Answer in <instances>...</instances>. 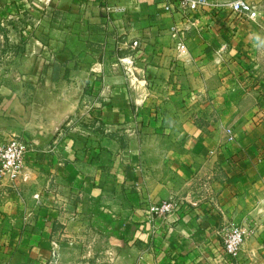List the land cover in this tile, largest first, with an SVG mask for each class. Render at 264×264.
<instances>
[{
	"label": "crops",
	"instance_id": "1",
	"mask_svg": "<svg viewBox=\"0 0 264 264\" xmlns=\"http://www.w3.org/2000/svg\"><path fill=\"white\" fill-rule=\"evenodd\" d=\"M204 1L0 0V264H264V0Z\"/></svg>",
	"mask_w": 264,
	"mask_h": 264
},
{
	"label": "built area",
	"instance_id": "2",
	"mask_svg": "<svg viewBox=\"0 0 264 264\" xmlns=\"http://www.w3.org/2000/svg\"><path fill=\"white\" fill-rule=\"evenodd\" d=\"M50 2L52 0H39ZM169 6L178 5L185 11L193 12L203 7L204 0H162ZM232 12L244 18H253L256 16L255 7L249 0H236L231 4ZM137 42H134L133 48H138ZM178 51L181 56L186 55L187 49L183 42L178 44ZM132 62V59L129 60ZM227 141L234 142L235 137L231 129L226 130ZM29 146L22 140L12 138L0 146V177H8L12 181L18 180L24 172L26 156L29 152ZM178 209L177 203L166 201L158 204H146L143 211L148 218L149 224H154L156 219L165 218ZM224 255L227 259L235 258L241 251L249 232L245 227L233 226L222 231Z\"/></svg>",
	"mask_w": 264,
	"mask_h": 264
},
{
	"label": "rangeland",
	"instance_id": "3",
	"mask_svg": "<svg viewBox=\"0 0 264 264\" xmlns=\"http://www.w3.org/2000/svg\"><path fill=\"white\" fill-rule=\"evenodd\" d=\"M240 227H245V228L248 230L249 235H250V233H251V229H250L249 227H247V226H240ZM249 235H248V236H249Z\"/></svg>",
	"mask_w": 264,
	"mask_h": 264
}]
</instances>
